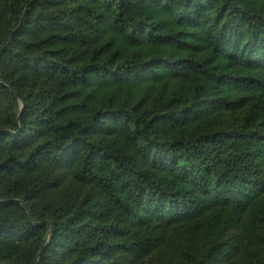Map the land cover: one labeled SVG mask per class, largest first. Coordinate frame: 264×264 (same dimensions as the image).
I'll return each instance as SVG.
<instances>
[{"label": "trees", "instance_id": "1", "mask_svg": "<svg viewBox=\"0 0 264 264\" xmlns=\"http://www.w3.org/2000/svg\"><path fill=\"white\" fill-rule=\"evenodd\" d=\"M2 49L0 264H264V0H0Z\"/></svg>", "mask_w": 264, "mask_h": 264}, {"label": "water", "instance_id": "2", "mask_svg": "<svg viewBox=\"0 0 264 264\" xmlns=\"http://www.w3.org/2000/svg\"><path fill=\"white\" fill-rule=\"evenodd\" d=\"M30 1H31V0H30ZM27 9H28V5L25 7V10H24L23 14L21 15V19H20L21 21L23 20L25 14H26ZM15 32H16V29L13 30V32H12L11 35H10V37H8V39L5 41L4 46L6 45V43L9 41V39L11 38V36H13V34H14ZM3 48H4V47H3ZM2 53H3V49H2L1 52H0V57H1ZM10 89H11V88H10ZM11 91L14 93L13 89H11ZM22 106H23V105H22ZM19 203H20V202H19ZM24 207H25L26 210H28L26 206H24ZM39 255H40V252L38 253L37 256H39Z\"/></svg>", "mask_w": 264, "mask_h": 264}]
</instances>
